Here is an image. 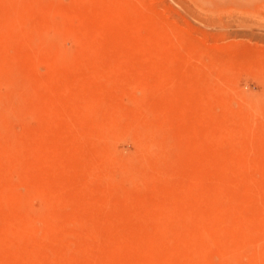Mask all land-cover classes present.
I'll return each mask as SVG.
<instances>
[{"label":"rangeland","instance_id":"374dc122","mask_svg":"<svg viewBox=\"0 0 264 264\" xmlns=\"http://www.w3.org/2000/svg\"><path fill=\"white\" fill-rule=\"evenodd\" d=\"M0 264H264V0H0Z\"/></svg>","mask_w":264,"mask_h":264}]
</instances>
